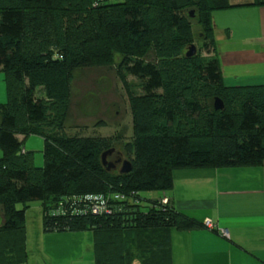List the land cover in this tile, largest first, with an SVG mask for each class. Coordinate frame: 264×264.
<instances>
[{
    "label": "trees",
    "instance_id": "1",
    "mask_svg": "<svg viewBox=\"0 0 264 264\" xmlns=\"http://www.w3.org/2000/svg\"><path fill=\"white\" fill-rule=\"evenodd\" d=\"M52 1L0 0V70L8 95L0 104V264L23 261L26 211L34 201L42 203L46 233L93 234L96 264H171L172 229L205 225L171 203L154 202L142 212L141 194L169 191L176 170L264 162V86L227 88L212 37L211 13L232 3L74 0L70 9ZM92 2L98 4L91 13ZM186 6L203 7L199 23L210 34L201 46L205 56L182 54L193 46L191 26L180 15ZM161 28L169 40L156 32ZM123 40L132 50L124 52L123 79L140 87L138 94L129 87L134 136L127 174L103 164L112 148L107 138L65 132L73 73L113 54V43ZM153 46V61L136 54ZM216 99L223 110L211 106ZM30 134L45 140L43 167L24 150ZM96 204L106 212L95 215Z\"/></svg>",
    "mask_w": 264,
    "mask_h": 264
},
{
    "label": "crops",
    "instance_id": "2",
    "mask_svg": "<svg viewBox=\"0 0 264 264\" xmlns=\"http://www.w3.org/2000/svg\"><path fill=\"white\" fill-rule=\"evenodd\" d=\"M253 3L231 4L224 13L223 27L242 39L216 50L227 88L264 86V6ZM150 199L151 204L168 199L178 212L214 226L173 228L171 264H264V162L176 170L173 187ZM24 248L25 257L16 264H96L92 233H46L42 219L31 234L27 215Z\"/></svg>",
    "mask_w": 264,
    "mask_h": 264
},
{
    "label": "rangeland",
    "instance_id": "3",
    "mask_svg": "<svg viewBox=\"0 0 264 264\" xmlns=\"http://www.w3.org/2000/svg\"><path fill=\"white\" fill-rule=\"evenodd\" d=\"M74 0H53L55 5H66L65 7L72 9L74 4H71ZM123 0H110L109 3L122 2ZM252 1V0H251ZM232 4H244L249 0H230ZM97 2L89 4L88 10L92 13L97 8ZM202 6H186L184 7L180 15L189 22L191 26L190 35L193 39V45L198 51L197 55L205 56L206 54L201 51V46L209 37L204 32L199 18L203 13ZM84 13H87V9L84 8ZM216 10L211 13V22L213 25L212 37L215 40V48L217 53H220L227 47V42L231 41L238 46L241 42L238 36V32L234 31V34L226 31L227 28L223 27L224 22L228 20L225 11ZM68 13V12H66ZM193 13V17L191 16ZM69 14V13H68ZM49 16H52L49 14ZM156 32H160L164 36V41L169 40V34L164 29H158ZM176 33L173 32V35ZM231 35L233 38L229 39ZM113 54L108 57L97 60L95 64L88 69H78L73 73V78L70 86V97L67 103V115L65 119V132L68 136L78 137H105L109 140L113 151V156L107 155L106 162L109 165H117V171L123 167L124 162H130L133 149L130 144L134 136L133 130V117L131 109V95L129 87L134 89L138 94L140 93L139 84L132 77L123 79L121 72L122 64L125 60V53H132L129 50L126 42L120 41L119 43H113ZM140 51V52H139ZM136 52L138 56H144L148 61H153L156 56L157 48L153 46L150 50L142 49ZM190 53V47L183 49L184 55ZM8 101L7 95V83L6 75L4 72H0V101ZM215 100L211 101V106L214 107ZM3 104V103H1ZM25 152H32V158L37 167H43L44 160V147L45 140L42 136L36 134H30L24 141ZM118 155L120 163L116 164L113 158ZM0 157L2 152L0 151ZM160 192H145L141 194V200L139 205L142 212H148L151 207V199L155 195H159ZM23 206L19 205L18 208ZM2 207H0V226H2ZM29 231L34 234L35 231L42 224L43 213L42 203L40 201H34L28 204L26 211ZM91 233V232H90Z\"/></svg>",
    "mask_w": 264,
    "mask_h": 264
},
{
    "label": "water",
    "instance_id": "4",
    "mask_svg": "<svg viewBox=\"0 0 264 264\" xmlns=\"http://www.w3.org/2000/svg\"><path fill=\"white\" fill-rule=\"evenodd\" d=\"M191 16L193 17V13H191ZM197 50H196V47L193 45L190 47V53L187 54V57H192L196 54ZM224 108V104L222 103L221 100L219 99H216L215 100V103H214V109L216 111H219V110H223ZM114 150H111V151H107L103 154L102 156V159H103V164L106 166L107 165V162H106V157L107 155L109 154H112ZM131 164L130 162H124L123 163V167L119 170V172L121 174H127L131 171ZM108 171H117V166L116 165H108Z\"/></svg>",
    "mask_w": 264,
    "mask_h": 264
},
{
    "label": "built area",
    "instance_id": "5",
    "mask_svg": "<svg viewBox=\"0 0 264 264\" xmlns=\"http://www.w3.org/2000/svg\"><path fill=\"white\" fill-rule=\"evenodd\" d=\"M114 199L115 200H122L124 199V197L122 195H116L114 196ZM160 204L162 205H168L170 204L169 200L168 199H163L161 201H158ZM92 212L95 214V215H99V214H103L106 212V206L105 205H102V204H96L93 206L92 208ZM205 227L208 228V229H214V226L211 224L210 221L206 222L205 223ZM227 236V235H225Z\"/></svg>",
    "mask_w": 264,
    "mask_h": 264
},
{
    "label": "flooded vegetation",
    "instance_id": "6",
    "mask_svg": "<svg viewBox=\"0 0 264 264\" xmlns=\"http://www.w3.org/2000/svg\"><path fill=\"white\" fill-rule=\"evenodd\" d=\"M109 155L113 156L114 154L112 153V154H109ZM119 158H120V157H119L118 155H115V156H114L113 160H114V162H116V164L120 163ZM116 166H117V165H116Z\"/></svg>",
    "mask_w": 264,
    "mask_h": 264
}]
</instances>
